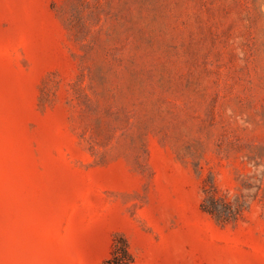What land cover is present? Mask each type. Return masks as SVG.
<instances>
[{"label":"rangeland","instance_id":"374dc122","mask_svg":"<svg viewBox=\"0 0 264 264\" xmlns=\"http://www.w3.org/2000/svg\"><path fill=\"white\" fill-rule=\"evenodd\" d=\"M0 264H264V0H0Z\"/></svg>","mask_w":264,"mask_h":264}]
</instances>
